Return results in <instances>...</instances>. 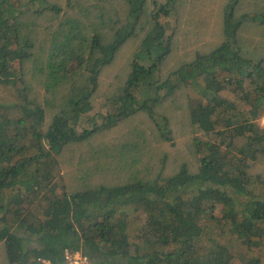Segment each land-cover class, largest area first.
I'll use <instances>...</instances> for the list:
<instances>
[{
	"label": "trees",
	"instance_id": "obj_1",
	"mask_svg": "<svg viewBox=\"0 0 264 264\" xmlns=\"http://www.w3.org/2000/svg\"><path fill=\"white\" fill-rule=\"evenodd\" d=\"M263 119L264 0H0V264H264Z\"/></svg>",
	"mask_w": 264,
	"mask_h": 264
},
{
	"label": "rangeland",
	"instance_id": "obj_2",
	"mask_svg": "<svg viewBox=\"0 0 264 264\" xmlns=\"http://www.w3.org/2000/svg\"><path fill=\"white\" fill-rule=\"evenodd\" d=\"M109 110L110 106L108 105V103L104 101H98L95 104L93 112L87 117V121L95 119L98 123H101L102 116L106 115ZM262 124L264 125V119L262 120Z\"/></svg>",
	"mask_w": 264,
	"mask_h": 264
},
{
	"label": "built area",
	"instance_id": "obj_3",
	"mask_svg": "<svg viewBox=\"0 0 264 264\" xmlns=\"http://www.w3.org/2000/svg\"><path fill=\"white\" fill-rule=\"evenodd\" d=\"M66 259L68 264H90L88 258L84 257L80 253H67ZM40 264H51L48 261H41Z\"/></svg>",
	"mask_w": 264,
	"mask_h": 264
}]
</instances>
